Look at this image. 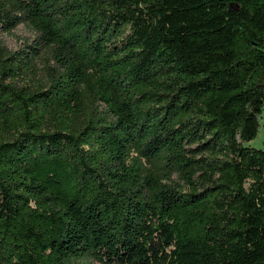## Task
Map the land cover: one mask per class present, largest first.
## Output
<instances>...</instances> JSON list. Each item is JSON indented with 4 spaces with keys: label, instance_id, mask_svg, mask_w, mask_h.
<instances>
[{
    "label": "trees",
    "instance_id": "16d2710c",
    "mask_svg": "<svg viewBox=\"0 0 264 264\" xmlns=\"http://www.w3.org/2000/svg\"><path fill=\"white\" fill-rule=\"evenodd\" d=\"M0 264H264V0H0Z\"/></svg>",
    "mask_w": 264,
    "mask_h": 264
},
{
    "label": "rangeland",
    "instance_id": "374dc122",
    "mask_svg": "<svg viewBox=\"0 0 264 264\" xmlns=\"http://www.w3.org/2000/svg\"><path fill=\"white\" fill-rule=\"evenodd\" d=\"M34 35V32L23 24H19L10 33H6L0 30V39L8 48L12 50L19 48L24 41L27 42L32 40ZM249 144L255 148H260L264 150V106L262 108L258 133L256 137L249 142ZM90 264L102 263L98 261H92Z\"/></svg>",
    "mask_w": 264,
    "mask_h": 264
}]
</instances>
